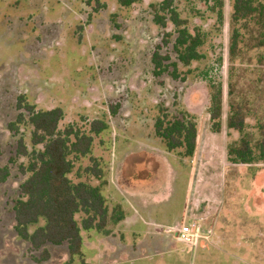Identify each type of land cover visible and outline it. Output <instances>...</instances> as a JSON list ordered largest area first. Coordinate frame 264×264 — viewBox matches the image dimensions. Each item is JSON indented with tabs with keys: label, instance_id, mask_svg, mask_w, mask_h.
<instances>
[{
	"label": "rangeland",
	"instance_id": "1",
	"mask_svg": "<svg viewBox=\"0 0 264 264\" xmlns=\"http://www.w3.org/2000/svg\"><path fill=\"white\" fill-rule=\"evenodd\" d=\"M162 1L142 0L127 9L119 0H0V169L10 171L0 183V264H167L166 258L177 252L181 264H194L168 226L190 222L194 191L184 194L188 184L196 188L197 181L209 188L205 195L212 200L216 229L206 240L205 246L212 249L201 262L264 264V162L232 164L228 156L229 147L243 137L257 142L264 126V50L255 47V21L233 24V0H224L222 13L213 9V2L176 1L189 31L204 35L203 59L188 67L178 64V80L168 73L155 77V52L170 57L166 65L177 63L174 27L162 29L153 22ZM235 30L239 44L233 56ZM166 33L172 35L168 45ZM217 90L223 93L220 133L212 131L209 115ZM20 97L37 111L61 108V131L73 126L89 134L94 120L107 122L108 130L95 137L91 156L78 160L71 156L75 167L69 178L74 184L103 183L110 215L114 205L132 214L134 223L128 230L119 232L120 224L110 221L108 235L82 232V256L74 259L67 246L48 245L50 259L43 261L42 250L19 239L13 210L22 198L19 187L28 178L20 166H27L29 158L18 156V139L23 137L32 151L31 127H20L17 136L8 129L20 114ZM231 102L246 114L242 133L228 128ZM162 109L168 119H195L196 158L179 160L177 152L165 151L154 132ZM143 147L152 153L161 147L155 158L165 162L158 159L157 171L139 166L132 178L116 176L119 189L107 192L114 187L111 165H120ZM91 158L104 168L101 181L85 173L94 165ZM181 163L196 168L189 180L176 179L174 169ZM170 192L174 195L168 197ZM186 198V217L181 218L178 213ZM172 210L173 222L166 220L172 218ZM81 218L77 217L79 222Z\"/></svg>",
	"mask_w": 264,
	"mask_h": 264
},
{
	"label": "trees",
	"instance_id": "2",
	"mask_svg": "<svg viewBox=\"0 0 264 264\" xmlns=\"http://www.w3.org/2000/svg\"><path fill=\"white\" fill-rule=\"evenodd\" d=\"M178 0H163L154 15V24L166 29L171 24L177 35L173 50L177 63H171L169 56H162L159 51L152 56L153 75L163 74L174 79H180L178 64L188 67L193 62L203 59L200 48L204 45V35L201 32L192 34L187 21L182 19L175 2ZM213 2L214 8L222 13L224 0H199ZM233 24L241 21L254 20L257 28L256 46L264 50V0H233ZM142 0H119L122 8H131ZM172 35L166 33L164 44L170 43ZM239 33L235 30L231 42V55L238 50ZM171 69V70H170ZM231 112L228 118V128L244 132L246 114L237 104L231 102ZM20 114L17 120L8 125L9 131L17 136L20 127L32 128L29 151L23 137L17 141L18 156L29 158L27 166H20L23 175L28 178L20 185L22 198L14 206L15 232L20 240L29 243L35 251H43V261L50 259L45 248L67 246L72 259L82 256V232L96 230L108 235L107 227L110 221L117 224L124 219L120 209L114 208L109 213L107 199L103 194V183L93 186L88 182L74 184L69 175L74 170V160L91 156L95 137L100 136L109 128L107 122L94 120L90 124L89 134L73 126L59 130V124L64 118L61 108L37 111L35 106L25 103V98L18 100ZM223 110V93L213 92L209 109L212 131L221 132ZM115 113V109L111 110ZM154 123L155 135L162 140L168 152H177L181 158H192L197 148L198 129L194 118L168 119L161 110ZM261 138L252 144L248 137L241 138L236 145L229 147L228 156L232 164L252 165L264 162V126L260 127ZM41 147V149H40ZM93 166L85 169L88 177L98 181L104 179V168L97 159L91 158ZM10 171L0 169V183L6 181ZM118 213L119 216H115ZM81 216L79 222L77 217ZM117 217V218H116ZM111 219V220H110ZM32 230V231H31ZM73 262V261H71ZM71 264V263H69ZM84 264V262L82 263Z\"/></svg>",
	"mask_w": 264,
	"mask_h": 264
},
{
	"label": "crops",
	"instance_id": "3",
	"mask_svg": "<svg viewBox=\"0 0 264 264\" xmlns=\"http://www.w3.org/2000/svg\"><path fill=\"white\" fill-rule=\"evenodd\" d=\"M143 143L145 145V141H143ZM145 147H146V145H145ZM145 147H143L141 152H138L137 154H132V155L128 156L127 158H125V161H123V163L121 162L120 165H118L116 163L113 166L111 165V169H112L111 170V175L113 177V182H114V184H111V185L114 186V187L112 189H108L107 188V192H109V193L111 191L112 192H116L119 189L117 183L115 184L116 176L119 177V176H121L123 174L124 177H126V178H132L134 175H136L138 173L139 166H141L142 168H146L147 172H149V171H151V172L157 171L160 168L161 165L159 164L158 159H160V160L162 159L163 160V158L159 157V158L156 159L155 155L159 151V149H161V147L159 149L156 148V151H157L156 153L148 152V150L146 152V150H145L146 148ZM166 152H168V151H166ZM168 153H172V152H168ZM196 155H197V151H195V154L192 157V159L196 158ZM176 157H177V155H176ZM180 159H181V157L179 158V160ZM183 159H188V158H183ZM192 164H194V163L192 162ZM189 165H191V164L181 163L180 168H175L174 169V172L177 175V178H176L177 181L178 180H182V178H185V179L189 180V178H191V176H193L192 174L194 172H196V168L192 167V166H189ZM127 166H129V168H130L129 175L127 173L125 174V170H126ZM112 171H113L114 174H112ZM185 179H183V180H185ZM197 183H198V185L196 186V188H194L193 186H190L188 184V186L185 189V194L184 195L186 197L188 196L190 191H192V192L194 191V197H193L194 200L192 201L193 204L191 206L192 213L188 217V221H190V222L191 221H198L199 223H201L203 225V227H204L205 232H207L209 234L212 233L208 238H210V237L213 238V236L215 235L214 231L216 229L212 225L213 224V219H214V215H212V200L209 198L208 195H205V193L209 192V188L205 184H203L202 182H198L197 181ZM178 186L180 187V185L176 184L175 188L178 187ZM115 189H117V190L115 191ZM178 190L176 189V191H178ZM172 191H175V189L171 190V192ZM171 192L168 195V197L174 195V194H171ZM106 199L108 200V196L106 197ZM185 200L186 201L182 204L181 212L178 213L179 217L182 216L181 218H185L186 217L187 198ZM225 203H226V198L223 199V205H221L220 212H222V209H223ZM121 207H122V205H121ZM114 208H116L115 205H114ZM121 211L123 212L124 219L119 222L120 226H119V229H117V231H119V232L123 231L124 232V230L125 231L128 230L127 228L131 227L134 222H133V216H132L131 213H126V211L124 209H122ZM171 213H172V218H168L166 220H168V221L172 220V222H173V217H174L173 210L171 211ZM159 214L163 215L162 212H159ZM168 214H169V212H168ZM162 219H163V217H162ZM183 224H187V222L186 223H182V225ZM179 226H181V225L168 226V229L179 227ZM171 232H173V231H171ZM206 244L207 243H206V240H205V241H202L201 244H200V247H197L196 249H192L191 250V249L186 248L187 249V250H185L186 253L189 256H191V259H195L194 264H197V263L198 264H205V263L201 262V259H203L202 258L203 255H205L207 252H210L209 249H212L209 246L206 247L205 246ZM176 250L178 251V249H176ZM104 251H106V250H104ZM179 251L181 253V250H179ZM182 253H184V251ZM177 254L179 256L178 255H171L170 257L166 258L167 264H181L179 262L181 255L178 252H177Z\"/></svg>",
	"mask_w": 264,
	"mask_h": 264
},
{
	"label": "built area",
	"instance_id": "4",
	"mask_svg": "<svg viewBox=\"0 0 264 264\" xmlns=\"http://www.w3.org/2000/svg\"><path fill=\"white\" fill-rule=\"evenodd\" d=\"M176 234L177 239L188 249H196L202 241L209 237V233L205 232L204 227L198 221H191L179 227L171 228Z\"/></svg>",
	"mask_w": 264,
	"mask_h": 264
}]
</instances>
